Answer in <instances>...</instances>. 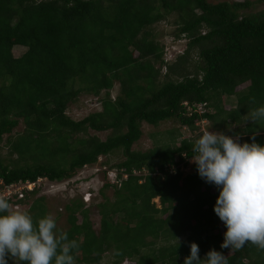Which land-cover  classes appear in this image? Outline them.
Here are the masks:
<instances>
[{
    "label": "trees",
    "instance_id": "1",
    "mask_svg": "<svg viewBox=\"0 0 264 264\" xmlns=\"http://www.w3.org/2000/svg\"><path fill=\"white\" fill-rule=\"evenodd\" d=\"M253 5L0 0L4 187L40 178L60 184L86 167L107 169L99 231L86 204L74 200L66 206L69 229L54 236L42 188L0 202V264H102L109 254L113 264H264V10L253 12ZM171 17L176 39L188 43L169 61L156 27ZM16 47L27 52L17 57ZM83 94L102 109L75 120L68 112ZM231 98L237 104L228 110ZM185 103L195 110L207 104V112L189 116ZM171 120L196 138L178 143L181 133L171 132L170 145L134 149L143 124ZM205 121L220 133L214 143L205 140ZM92 132L109 135L103 141ZM215 150L248 155L252 164L205 170L198 162L184 177L189 160ZM119 153L124 159L115 167L100 162ZM144 169L147 176L134 175ZM110 171L120 173V183ZM31 200L18 229L14 206Z\"/></svg>",
    "mask_w": 264,
    "mask_h": 264
},
{
    "label": "rangeland",
    "instance_id": "2",
    "mask_svg": "<svg viewBox=\"0 0 264 264\" xmlns=\"http://www.w3.org/2000/svg\"><path fill=\"white\" fill-rule=\"evenodd\" d=\"M214 3L229 1H245V0H209ZM254 2L251 10L253 12H259L264 10V4L256 3V0H250ZM174 18L171 17L169 21L163 22L156 27V32L158 34V40L165 46V49L170 48L169 52L166 53V58L170 61L174 60L181 51L186 49L188 41L186 39L177 40L176 39V27L172 25ZM27 52L26 48L16 47L14 49V54L17 57H21ZM197 61L199 60L196 57ZM164 74L166 70H163ZM246 86H243L239 89L243 90ZM120 92L119 85H117L112 91V97L115 99ZM79 102L77 104H72L69 109V116L75 120H82L89 116L94 112L101 111L102 107L98 98H95L92 95L83 94L79 98ZM237 104L236 98H231L228 100L227 109L229 110L232 106ZM25 126L22 124L17 131H23ZM202 130L205 129L211 132L214 136L220 135L219 132H215L213 129L212 122L203 123L201 125ZM144 135L139 143H137L134 147L137 151H148L155 147L167 146L171 144L172 138L170 137L171 132L181 133V137L178 139V143L185 138H196V134L192 133L187 128H183L176 121H167L160 124L157 127L151 126L149 124H143ZM92 135L98 136L103 141H105L109 135V133H95L92 132ZM173 145V144H172ZM5 147V146H4ZM122 153L110 155L104 157L100 162H104L107 166L115 167L117 164L121 163L123 160ZM197 163L196 160H189V164L187 166H183L181 170L184 173V177L191 175L194 172V165ZM100 164H97L95 168H88L84 171H79V175L74 178L70 182H63L59 184V188L55 192L46 193V206L48 208V217L50 220L56 221V227L54 231V236H57L59 232H65L69 229L68 223V212L66 206L71 204L74 200H82L86 207L89 209L90 217L93 221V225L97 231L100 230L101 225V216L99 205L103 202L104 197L101 194V190L104 186L105 179L104 174L101 173L103 170L101 169ZM102 170V171H101ZM41 190V189H40ZM41 192V191H40ZM92 193V194H91ZM91 194V196H87ZM107 197L114 200V192L113 190L107 191ZM90 198V199H89ZM30 202V203H29ZM26 205H20L18 209H13L12 218L16 224L18 229L24 230L25 225L23 221V213L26 210L30 209V205L33 204V200L29 201ZM154 202L160 206V199L157 198ZM23 212V213H22ZM82 220V218H80ZM2 259V249L0 248V260ZM112 255L109 254L106 256L105 260L102 264H113Z\"/></svg>",
    "mask_w": 264,
    "mask_h": 264
},
{
    "label": "built area",
    "instance_id": "3",
    "mask_svg": "<svg viewBox=\"0 0 264 264\" xmlns=\"http://www.w3.org/2000/svg\"><path fill=\"white\" fill-rule=\"evenodd\" d=\"M170 48L167 49V52H169ZM170 61V60H169ZM185 106L188 107V114L189 116H192L194 112L200 111L201 113L207 112L205 108H207V104H201L198 106V110H195L192 108L188 103H185ZM206 123V121L204 122ZM205 140L210 143H214L216 140V137L209 131L205 130ZM192 160V159H191ZM197 163H201L202 167L205 170H208L209 166H218L222 164H230V165H236L240 167H245L247 165L252 164V158H250L247 155H244L242 157H238L236 155H230V154H222L220 150H215L212 154L211 157L206 156L205 154H202L200 158L195 159ZM88 168H95V167H86L82 171L88 169ZM103 172H105L107 169L106 168H101ZM101 170V171H102ZM148 172L144 169L142 172L140 171H134V175L136 176H147ZM79 175V174H78ZM109 179L112 181L113 184H118L120 183L119 176L120 173L117 171H110L109 172ZM129 175H124V179H128ZM264 177V173L261 175ZM72 181V180H71ZM70 182V181H66ZM253 183L254 190H256V182H248L247 186H250ZM5 183L3 180H0V202L4 200L8 201H14L16 200L15 198L18 197L17 201H20L25 198V192L26 191H34L36 189L42 188L44 191L43 194L46 195V193L55 192L59 188L58 183L51 182L47 178H40L36 182H20L18 184H12L10 186L4 187ZM4 187V188H3ZM260 189H264V185L261 186ZM92 194V193H91ZM91 194H88L87 196H91ZM90 199V198H89ZM16 202V201H15ZM20 204H16L14 206L15 209H18Z\"/></svg>",
    "mask_w": 264,
    "mask_h": 264
},
{
    "label": "clouds",
    "instance_id": "4",
    "mask_svg": "<svg viewBox=\"0 0 264 264\" xmlns=\"http://www.w3.org/2000/svg\"><path fill=\"white\" fill-rule=\"evenodd\" d=\"M184 51H185V50H184ZM184 51H181V53H183ZM181 53H179V54H181ZM179 54H178V55H179ZM206 123H207V122H206ZM206 131H207V130H206ZM204 132H205V129H204ZM215 137H216V136H215ZM247 156H248V155H247ZM249 157H250V156H249ZM250 158H251V157H250Z\"/></svg>",
    "mask_w": 264,
    "mask_h": 264
}]
</instances>
